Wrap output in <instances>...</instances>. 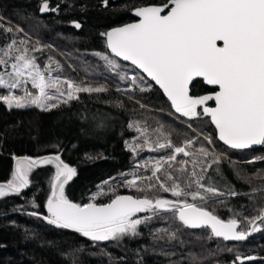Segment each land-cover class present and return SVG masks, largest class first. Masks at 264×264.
<instances>
[{
    "label": "snow or ice",
    "instance_id": "obj_1",
    "mask_svg": "<svg viewBox=\"0 0 264 264\" xmlns=\"http://www.w3.org/2000/svg\"><path fill=\"white\" fill-rule=\"evenodd\" d=\"M102 4L108 7L110 0H102ZM59 8V4L50 7L49 0H42L39 11L57 12ZM133 11L137 17L135 22L101 33L106 38L108 51L93 53L104 62L107 72L113 73L120 81L131 82V88L116 90L123 93L130 90L140 93L151 91V84L145 85L138 73L129 75L128 66L116 59L122 58V61L134 66L133 72L141 70L163 90L171 107L179 114L177 119L210 117L219 141L232 150L264 146V0H166L160 4L137 6ZM4 20L0 15V30L4 33H24L22 27L10 21L5 26ZM73 23L76 28L81 27L79 22ZM49 47H29L27 40L18 39L15 35L9 43L0 47V65L5 69L10 66V71L0 72V89L7 92L0 94V102L9 110L34 106L43 112H50L61 104L78 100L80 93L109 91L105 85L82 86L83 82L61 79L63 65L51 56L42 68L33 53L43 52ZM84 71H88L87 66ZM53 72L57 75L53 76ZM198 78L205 85L212 86L206 94H191V86ZM29 82L37 92L29 90ZM15 89H22L23 94H16ZM140 106L147 108V105ZM128 127L140 133L136 140L142 138V143L125 141L131 152L137 153L145 147L170 149L171 152L166 157L145 161L143 167L150 170V175L136 171L120 174V186L141 193L152 190L170 192L172 198H153L147 194L139 197L114 195L108 203H97L98 196L108 194L100 189L88 203H75L65 195V185L77 175V169L65 163L58 154L36 159L17 157L12 179L0 183V198L20 194L21 189L27 188L29 173L38 165L54 164L56 171L51 180V195L45 205L47 215L38 211L28 215L43 219L57 228L73 230L94 245L98 242H118L125 237H139L142 226L150 229L148 234L154 245L176 244L181 248L187 243L182 236L193 235L191 230L209 231L208 239L239 242L246 241L252 233L264 231V208L253 217L244 216L243 212L231 208L229 211L233 215L227 220L214 214V209L209 210V203L226 206L229 197L250 195L238 192L226 181L221 170V162L227 161L236 177L244 179L236 168L237 161L203 144L195 148L196 139H186L182 146H177L163 124L152 130L156 133L155 140L150 139L152 133L146 123L141 126L140 122L133 121ZM205 140L208 145L213 144L211 137H205ZM180 154L189 159H178ZM86 158L102 157L86 154ZM256 161H264V155L246 163ZM128 175L132 178L128 179ZM214 176L224 180V184L221 186ZM256 176L264 180L261 173ZM109 179L115 183L118 178ZM247 182L251 183L250 180ZM103 183L108 186V191L115 192L109 181ZM258 191L264 192V186L252 189L253 193ZM31 204L34 208L40 207L35 200ZM163 220L171 223L167 227H150L154 222ZM173 224L178 226L173 227ZM244 224L248 227H243ZM227 250L232 251L231 248ZM107 255L111 260L110 254ZM159 255L171 258L176 253L168 252L161 246ZM204 259L206 257L189 251L186 255L181 254V260L169 259V264H202ZM255 259V256L237 255L232 264ZM138 264H144L143 257Z\"/></svg>",
    "mask_w": 264,
    "mask_h": 264
},
{
    "label": "trees",
    "instance_id": "obj_2",
    "mask_svg": "<svg viewBox=\"0 0 264 264\" xmlns=\"http://www.w3.org/2000/svg\"><path fill=\"white\" fill-rule=\"evenodd\" d=\"M41 2L42 0H0V15L5 18L2 22L7 26L10 21L39 41L51 43L66 56L67 62L85 80L75 76L63 63L60 75L76 80L77 83L83 82L82 86L105 85L109 91L80 93L78 100L61 104L50 112H43L34 106L9 110L0 102L1 183L12 179V164L17 157L36 159L58 154L65 163L77 169V175L65 185V195L75 203H88L90 197L100 189L108 194L98 196L97 203H106L118 194L172 198L170 192L152 190L141 193L119 184L122 173L136 171L138 174L150 175V170L143 167L145 161L166 157L171 152L170 149L153 150L148 147L137 153L131 152L125 141L142 143V138L136 140L140 133L128 125L138 121L141 126L147 124L152 140L156 139V133L152 130L163 124L165 130L171 133L175 145L182 146L186 139H196L195 148L203 144L238 162L236 168L244 179L236 177L227 161L221 162V170L226 181L238 192L250 195L229 197L226 206L209 203V210L214 209V214L227 220L233 215L229 209L235 208L237 212H243L244 216L253 217L258 214L259 209L264 208V192H252L253 188L260 189L264 186V180L256 176L258 172L264 175V161L253 164L245 162L264 155V146L243 151L232 150L217 141L208 117L177 119L179 114L175 113L161 92L138 71L133 72V67L117 59L128 66L129 75L138 73L145 85L151 84V91L145 93L138 90L118 92L117 88H131V82L120 81L113 73L107 72L104 62L93 55L95 52L108 51L105 37L101 33L131 21L135 7L149 3L160 4L166 0H110L108 7L103 6L102 0H49L50 7L59 4L60 8L57 12L47 14L40 13ZM73 22H79L81 27L76 28ZM13 35L19 38L20 33L6 34L0 30V47L9 43ZM28 46L43 47L42 44L30 41ZM44 52L48 53L43 56H38L39 52L33 53L38 57L42 68L49 56L57 59L48 48ZM86 66L87 72L84 71ZM209 90L211 89L199 79L191 86L193 95H202ZM0 94H3L2 89ZM129 96L132 98L129 99ZM141 104L147 105V108H142ZM205 137H211L213 144L208 145ZM86 154L102 158L88 160ZM178 159L189 158L180 154ZM191 167L189 164L188 168ZM55 171L54 164H40L29 173L30 184L21 189L20 194L0 198V264H138L140 257H143L144 264H169V259L181 260V254L186 255L189 251L206 257L202 264H232L237 255L256 257L255 260L243 261V264H264V231L255 233L243 242H228L222 238L208 239L209 231L206 230H191L193 235L182 236L187 243L181 248L176 244L154 245L148 234L150 229L142 226V235L139 237H125L118 242H98L94 245L88 238L73 230L60 229L43 219L28 215L33 211L47 215L45 203L51 194V180ZM209 172L211 173V169ZM112 177L118 178L115 183L109 179ZM127 178L131 179L132 176L128 175ZM106 180L115 187L114 193L104 185ZM214 180L221 186L225 182L216 176ZM32 200L40 206L38 209L32 206ZM169 223V220L156 221L150 227H167ZM177 226L173 224V227ZM243 227L247 228L248 225L244 224ZM161 246L176 255L171 258L159 255ZM80 248L83 251H76ZM145 248L148 249L147 252L144 251ZM229 248L232 251H228ZM68 253L73 255L69 256ZM106 253L110 254L111 260Z\"/></svg>",
    "mask_w": 264,
    "mask_h": 264
},
{
    "label": "rangeland",
    "instance_id": "obj_3",
    "mask_svg": "<svg viewBox=\"0 0 264 264\" xmlns=\"http://www.w3.org/2000/svg\"><path fill=\"white\" fill-rule=\"evenodd\" d=\"M24 33H26L27 35H25ZM24 33H20L19 38L27 39L28 41H30V42H32V43H37V42H39V44H42V46H45V45L51 46V47H49L48 49H49L50 51H52V53L57 57L56 60L59 61L61 64H62V63L65 64V65L68 67V69H69L70 71L74 72L75 76L79 77V78L82 79V80H85L82 76H80V74H79L78 72H76V71L72 68V66L70 65V63L67 62V59L65 58L66 56H65L62 52L57 51V50L53 47V45H52L51 43H48V42H42L41 40L39 41V40L36 39L35 37L30 36L29 33H27L26 31H24ZM19 38H18V39H19ZM47 53H48V52H44V51H43V52H39L37 55H38V56H43L44 54H47ZM10 63H11V61H10ZM5 71H10V66H9V68L5 69L4 66L0 65V72H5ZM52 75L55 76V75H57V73H56V72H53ZM65 78H67V77L61 75V79H65ZM67 79H68V78H67ZM71 80H73V79H71ZM73 81L77 82L76 80H73ZM27 87H28L29 90H31L32 92H34V93L37 92V90L31 88V83H30V82H29V84L27 85ZM2 90H3V89H2ZM13 91H14L16 94H18V95H22V94H23V90H22V89H15V90H13ZM50 91H54V90H50ZM3 94H7L6 90H3ZM249 160H252V159H249ZM249 160H246L245 162H247V161H249Z\"/></svg>",
    "mask_w": 264,
    "mask_h": 264
},
{
    "label": "water",
    "instance_id": "obj_4",
    "mask_svg": "<svg viewBox=\"0 0 264 264\" xmlns=\"http://www.w3.org/2000/svg\"><path fill=\"white\" fill-rule=\"evenodd\" d=\"M133 16H134V18H135V20H133V21H131V22H127V23H132V22H135L136 20H137V17L135 16V14H134V11H133ZM127 23H123V24H120V25H117V26H113V27H111V28H109V29H107L106 30V32L107 31H109V30H111L112 28H114V27H119V26H122V25H124V24H127ZM105 41H106V38H105ZM120 62H122V63H125V64H128V65H131L130 64V62H126V61H122V58H117ZM134 67V66H133ZM145 79H147L150 83H152L160 92H161V94L164 96V98L170 103V101L167 99V97H166V95L163 93V90L158 86V85H156L155 84V82L154 81H151V78H149V77H147V75L145 74V73H143L141 70H138V69H136ZM199 80H201L202 81V83L205 85V83L203 82V80L202 79H200V78H198ZM207 86V85H206ZM207 87H210V88H212V86H207ZM204 94H206V93H204ZM203 95V94H202ZM170 105H171V103H170ZM213 106H214V104H213ZM209 118V121H210V117H208ZM211 123V122H210ZM212 124V123H211ZM212 126H213V128H214V130H215V137H216V139H217V141L219 142V143H221L223 146H226V145H224L223 144V142L222 141H219V139H218V133H217V130L215 129V126L212 124ZM227 147V146H226ZM258 147H262V146H253L251 149H254V148H258ZM48 156H50V155H48ZM15 165H16V159L13 161V164H12V168H13V171H15ZM1 183V182H0ZM51 195V194H50ZM118 195H129V194H118ZM47 201V200H46ZM109 202V201H108ZM108 202H106V203H108ZM45 205H46V203H45ZM45 209H46V207H45ZM255 233H252L251 234V236L252 235H254ZM228 242H239V241H228ZM245 261V260H244Z\"/></svg>",
    "mask_w": 264,
    "mask_h": 264
},
{
    "label": "flooded vegetation",
    "instance_id": "obj_5",
    "mask_svg": "<svg viewBox=\"0 0 264 264\" xmlns=\"http://www.w3.org/2000/svg\"><path fill=\"white\" fill-rule=\"evenodd\" d=\"M41 5V4H40ZM41 13V12H40ZM48 12H46V13H41V14H47ZM133 15V14H132ZM133 20H135V18H134V16H133V19L131 20V21H133ZM131 21H129V22H131ZM117 59V58H116ZM131 66V65H130ZM131 67H133V66H131ZM134 68V67H133ZM137 71V70H136ZM208 88H210V87H208ZM211 89V88H210ZM210 103H212V102H210Z\"/></svg>",
    "mask_w": 264,
    "mask_h": 264
}]
</instances>
